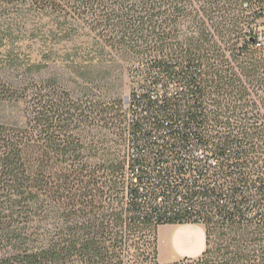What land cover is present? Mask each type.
Returning <instances> with one entry per match:
<instances>
[{
  "label": "trees",
  "instance_id": "trees-1",
  "mask_svg": "<svg viewBox=\"0 0 264 264\" xmlns=\"http://www.w3.org/2000/svg\"><path fill=\"white\" fill-rule=\"evenodd\" d=\"M33 14L74 16L70 26L95 32L101 53L119 54L130 77L177 84L162 107L157 101L173 136L211 145V156L236 178L207 209L202 256L211 257L203 264H264V48L256 47L264 0H0V46ZM8 61L0 55V264H131L133 246L137 258L160 264L158 227L192 222L144 201L135 170L150 179L152 140L130 139L151 130L123 96L95 102L96 78L84 72L83 95L66 92L63 105L55 101L57 74L42 72L54 83L32 84L29 124L14 130L1 109L14 99ZM212 233L223 240L215 254L207 250Z\"/></svg>",
  "mask_w": 264,
  "mask_h": 264
},
{
  "label": "rangeland",
  "instance_id": "rangeland-1",
  "mask_svg": "<svg viewBox=\"0 0 264 264\" xmlns=\"http://www.w3.org/2000/svg\"><path fill=\"white\" fill-rule=\"evenodd\" d=\"M76 19L74 16L66 15L33 14L26 18L28 27L21 31L11 32L8 39H5L1 44L0 55L4 60H9L6 63L7 71L14 87V99L1 106L9 119L10 128L17 131L27 128L30 121V110L34 106L35 92L37 91L32 87V84L35 86V83L41 79L47 84L52 82L49 80V75L42 72H55L57 74L59 95L55 101L58 104L63 105L67 100L66 92L72 94L71 99H77L83 95L84 91L81 89L88 85V81H85L80 72L88 73V75L96 78V81L91 84V86L95 85V95H91V97L94 96L95 102L99 100L110 101L109 98L116 95L123 96L125 101L128 98L131 88L129 67H126L119 54L111 51L110 48H105V53H101L102 48L94 43L95 32L78 28L76 24L70 26L71 23H75ZM80 66H87L88 70L79 71ZM38 86L40 88L42 85L39 84ZM42 89V92L50 91L48 87ZM17 98L19 99L17 100ZM117 108L116 105L115 109ZM262 112L264 113L263 107ZM59 114H62V106ZM113 138H115L113 144L117 145V148L121 149L122 155H124L125 146L119 145L117 140L120 139L117 135H114ZM261 153V151L256 152L255 155L259 156ZM63 173L62 171L61 174ZM182 226L188 232L189 238L186 239H190L189 242H186L188 247L192 249V247L199 245L198 240H200V245H204L205 230L202 226L194 223H186ZM218 235V233H212L210 236L207 250H211L213 254L223 243ZM203 249H206V241ZM127 254L126 260L130 259L131 264L135 260L140 264H149L146 263L147 261L143 262L142 256L137 258L134 246L129 249ZM188 256L196 257L195 255ZM209 257L211 256L203 255L198 260L185 261L179 264H203V260Z\"/></svg>",
  "mask_w": 264,
  "mask_h": 264
},
{
  "label": "built area",
  "instance_id": "built-area-1",
  "mask_svg": "<svg viewBox=\"0 0 264 264\" xmlns=\"http://www.w3.org/2000/svg\"><path fill=\"white\" fill-rule=\"evenodd\" d=\"M260 22L264 23V18ZM256 47L264 48V29ZM130 78L127 108L137 112V117L145 124L144 129L152 132L149 137L140 132L137 139H130L152 140L151 146L145 150L150 179L141 167L135 170L143 178L144 201L152 203L162 215L205 226L209 204H215L223 197L221 190H232L235 175L223 167V159L211 156V145L206 147L195 139L188 142L173 136L170 118L159 113L157 101L162 107L163 99L174 96L179 91L176 83L163 76L154 77L146 73H135ZM150 100L156 104L154 108L146 105ZM129 115L131 122L133 115ZM148 116L152 120L144 121ZM131 150L135 158L139 156L135 147Z\"/></svg>",
  "mask_w": 264,
  "mask_h": 264
},
{
  "label": "crops",
  "instance_id": "crops-1",
  "mask_svg": "<svg viewBox=\"0 0 264 264\" xmlns=\"http://www.w3.org/2000/svg\"><path fill=\"white\" fill-rule=\"evenodd\" d=\"M182 225L183 224L167 223L158 227L157 260L160 264H174L177 262H183L185 260H196L200 258L206 250L203 249V246H205V241L207 247L206 227L202 224H197L202 226V228L205 230V241L204 245H200V240H198L197 243L199 245H196L191 249V247L186 245V242H189L190 239L186 240L189 238L188 232L185 230L186 228H183ZM189 248L190 250H188ZM188 255H195L196 257H189Z\"/></svg>",
  "mask_w": 264,
  "mask_h": 264
},
{
  "label": "water",
  "instance_id": "water-1",
  "mask_svg": "<svg viewBox=\"0 0 264 264\" xmlns=\"http://www.w3.org/2000/svg\"><path fill=\"white\" fill-rule=\"evenodd\" d=\"M128 98H126V100H127Z\"/></svg>",
  "mask_w": 264,
  "mask_h": 264
}]
</instances>
